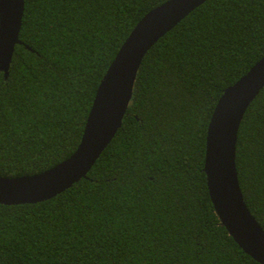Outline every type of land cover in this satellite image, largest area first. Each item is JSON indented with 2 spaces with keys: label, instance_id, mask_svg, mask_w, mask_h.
Wrapping results in <instances>:
<instances>
[{
  "label": "trees",
  "instance_id": "1",
  "mask_svg": "<svg viewBox=\"0 0 264 264\" xmlns=\"http://www.w3.org/2000/svg\"><path fill=\"white\" fill-rule=\"evenodd\" d=\"M168 0H24L0 72V177L50 170L78 148L101 80L136 24ZM264 57V0H207L145 54L117 133L56 196L0 204V264H260L217 215L204 171L226 88ZM236 166L264 229V88Z\"/></svg>",
  "mask_w": 264,
  "mask_h": 264
},
{
  "label": "water",
  "instance_id": "2",
  "mask_svg": "<svg viewBox=\"0 0 264 264\" xmlns=\"http://www.w3.org/2000/svg\"><path fill=\"white\" fill-rule=\"evenodd\" d=\"M207 0H168L134 27L101 80L81 142L65 161L45 172L0 177V204L50 199L86 177L122 125L138 69L147 51L178 22ZM24 0H0V72L7 78L19 38ZM264 88V57L225 89L211 118L204 171L215 211L236 243L264 264V229L244 199L236 166L238 130L243 116Z\"/></svg>",
  "mask_w": 264,
  "mask_h": 264
}]
</instances>
